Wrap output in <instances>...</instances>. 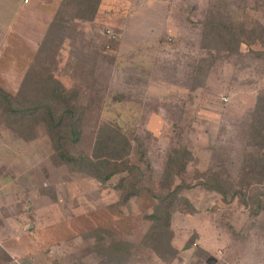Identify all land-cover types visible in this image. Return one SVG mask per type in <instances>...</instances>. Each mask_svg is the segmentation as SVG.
I'll return each instance as SVG.
<instances>
[{"label":"rangeland","instance_id":"rangeland-1","mask_svg":"<svg viewBox=\"0 0 264 264\" xmlns=\"http://www.w3.org/2000/svg\"><path fill=\"white\" fill-rule=\"evenodd\" d=\"M80 2L56 0L24 78L0 87L34 100L53 73L84 107L72 152L90 154L108 123L132 142L131 161L150 164L152 174L138 196L120 204L118 176L105 185L55 163L44 125L28 141L0 109V263L264 264V212L252 216L238 197L223 200L201 184L202 172L220 169L236 181L248 149L264 94V0H103L90 22L76 18ZM206 18L233 30L232 37L225 32L229 45L205 36ZM208 57L214 64L207 72ZM180 145L194 161L175 184L200 182L181 189L199 216L181 205L169 228L156 227L151 180ZM54 249L66 255L50 262Z\"/></svg>","mask_w":264,"mask_h":264},{"label":"trees","instance_id":"trees-1","mask_svg":"<svg viewBox=\"0 0 264 264\" xmlns=\"http://www.w3.org/2000/svg\"><path fill=\"white\" fill-rule=\"evenodd\" d=\"M102 3L103 0H81L76 18L83 22L93 21ZM204 30L205 36H216L227 45L232 42V39L225 42V32L227 31L232 37L233 30L225 27L219 19L206 18ZM247 32L243 30L242 33L248 35ZM249 35L252 41L258 38L255 31H251ZM202 60L208 63L207 72L211 70L214 58L208 57L207 60L205 58ZM76 91L68 88L50 73L41 93L34 100L26 99L24 102L0 87V109L9 125L28 141L36 137L33 130L44 125L52 140L55 163L68 165L74 171H83L105 185L118 176L117 184L113 186L122 191V202H120L122 204L130 197L139 195L143 190V186L139 184L145 180L147 174H152V167L148 164L142 169L134 164L130 158L133 150L132 142L119 128L108 123L99 127L90 154H85L83 151L72 152L70 146L79 143L82 137L84 118L83 103ZM28 102L30 104H27ZM30 126L33 127L32 130ZM247 146L236 181L227 175L226 170L220 169L219 172L215 170L202 172L201 184L207 190L220 194L223 200L238 197L249 207L250 214L257 216L264 212V94L257 96L248 131ZM141 154L143 160L145 156L143 152ZM192 161L194 155L191 150L181 145L175 147L169 154L159 178L157 177L156 180L152 178L151 192L158 202L150 219L156 227L166 223V228H169L172 214L181 211L178 207L191 206L188 198L182 196L181 189L194 187L200 182L193 186H184L182 183L175 184V181L176 177L187 172V166ZM191 208L193 210L188 213L196 212L197 209L192 206ZM156 227L152 230L153 234H156L153 232L156 231ZM147 241L148 239L145 238L144 243Z\"/></svg>","mask_w":264,"mask_h":264},{"label":"crops","instance_id":"crops-1","mask_svg":"<svg viewBox=\"0 0 264 264\" xmlns=\"http://www.w3.org/2000/svg\"><path fill=\"white\" fill-rule=\"evenodd\" d=\"M55 3L56 0H0L1 86L13 85L24 78L33 56L39 52L42 37L49 31L50 20L55 19ZM188 216L197 219L199 213ZM200 223L203 225L199 222L197 226L202 227ZM195 230L200 232L198 228ZM62 255L66 254L54 249L53 258L47 260L54 262Z\"/></svg>","mask_w":264,"mask_h":264},{"label":"built area","instance_id":"built-area-1","mask_svg":"<svg viewBox=\"0 0 264 264\" xmlns=\"http://www.w3.org/2000/svg\"><path fill=\"white\" fill-rule=\"evenodd\" d=\"M27 1V0H26Z\"/></svg>","mask_w":264,"mask_h":264}]
</instances>
